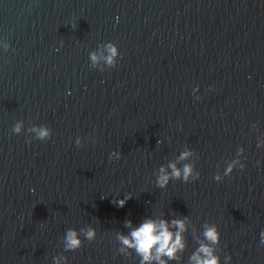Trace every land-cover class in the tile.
I'll list each match as a JSON object with an SVG mask.
<instances>
[{
	"label": "water",
	"instance_id": "water-1",
	"mask_svg": "<svg viewBox=\"0 0 264 264\" xmlns=\"http://www.w3.org/2000/svg\"><path fill=\"white\" fill-rule=\"evenodd\" d=\"M261 139L264 0H0V264H138L117 236L147 217H187L169 264H189L210 224L222 262L264 264ZM238 159L245 167L225 176ZM170 163L199 179L157 187ZM69 229L83 240L75 251Z\"/></svg>",
	"mask_w": 264,
	"mask_h": 264
},
{
	"label": "clouds",
	"instance_id": "clouds-1",
	"mask_svg": "<svg viewBox=\"0 0 264 264\" xmlns=\"http://www.w3.org/2000/svg\"><path fill=\"white\" fill-rule=\"evenodd\" d=\"M76 27L75 24L72 25ZM62 46V42H61ZM11 47L10 44L4 45V50L7 51ZM107 55L103 57L105 63L109 66H115L120 56L119 46L112 41H109L106 45ZM89 58L96 64L101 59L95 52L89 53ZM199 85H197V88ZM196 96V99H199ZM252 127H256L255 124ZM12 131L15 134H20L25 131L24 122L17 120ZM29 131L35 133V139L48 140L52 136V129L47 125H33ZM75 144L81 146V139L77 137ZM258 147L264 146V139L258 141ZM192 150L188 149L180 154L181 160H186L192 156ZM244 154V148L241 147L237 151V156L241 157ZM112 155V154H111ZM260 162L257 161V164ZM236 164H239V168L243 169L245 164L242 160H235L229 163L224 175L230 176L236 169ZM168 168L171 171H167L163 166L159 169V175L156 178L157 187L164 189L172 180H180L185 183L195 181L199 179V173L195 171L194 166L191 163L184 164L182 168H178L175 163H170ZM217 182L223 180V177L219 174L213 177ZM132 196L128 193L123 199H116V203L119 207H123L127 200ZM187 217L174 218L171 221L167 219H154L152 217L145 218L137 227H132V222L127 221L126 224L131 228V231L125 235L123 233L118 234L117 239L121 245L119 252L125 254L127 250H134L135 254L139 257L138 264H169V261H179L181 259L180 253L186 248L184 239V232L187 231L186 225ZM175 229V231H173ZM204 240L207 243L201 242L199 247L189 258V264H231V255H226L223 262L219 255L216 254V249L213 245H217L221 241V232L219 227L215 224L207 225L203 232ZM65 249L69 251H75L83 245V240L80 238V232L75 229H69L65 234ZM84 239L93 241L96 239V229L89 228L84 232ZM260 244L264 245V231L260 233ZM130 254V253H128ZM65 264H67V258H64ZM59 264V260H57Z\"/></svg>",
	"mask_w": 264,
	"mask_h": 264
}]
</instances>
